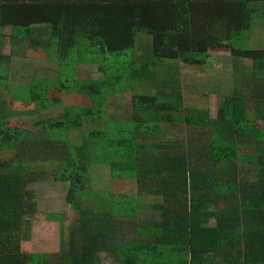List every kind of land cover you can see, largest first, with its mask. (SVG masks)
Listing matches in <instances>:
<instances>
[{"label":"trees","instance_id":"16d2710c","mask_svg":"<svg viewBox=\"0 0 264 264\" xmlns=\"http://www.w3.org/2000/svg\"><path fill=\"white\" fill-rule=\"evenodd\" d=\"M193 15L187 0H0V33L12 30L11 54L0 49V264H103L106 253L120 264H148L177 249L188 250L192 264H264V86L231 89L213 117L184 105L192 90L208 98L227 89L218 75L195 79L187 91L179 69L165 67L179 62L205 73L214 55L258 66L264 50L239 44L248 21L220 34ZM29 50H43L54 75L19 91L4 65ZM84 63L102 76L85 78ZM120 92L134 93L132 114L111 120L107 101ZM74 94L93 104L36 120ZM18 101L33 108L22 112ZM24 114L35 119L14 124ZM177 130L184 138L167 140ZM49 162L56 166L32 168ZM94 165L108 166L110 178L94 177ZM49 173L69 183L67 210L77 217L71 225L67 210L46 214L59 238L33 241L28 187ZM131 179L137 194L109 188ZM27 242L39 250L23 249Z\"/></svg>","mask_w":264,"mask_h":264},{"label":"rangeland","instance_id":"374dc122","mask_svg":"<svg viewBox=\"0 0 264 264\" xmlns=\"http://www.w3.org/2000/svg\"><path fill=\"white\" fill-rule=\"evenodd\" d=\"M3 34V35H1ZM11 29L6 28L3 29V32L0 33V49H4L5 54L10 55L11 54V48L6 43V37L11 36ZM43 50H29L26 52L25 55H22L21 57L15 56L10 62L5 63L4 68L10 70L9 76L11 77V85L17 86L14 89H20L18 86H27L26 84L29 83L31 80H34L36 78H43L48 75H54V72L47 69V62L44 60H41V57L44 56ZM51 65H54L51 63ZM182 66V64H181ZM184 68V66H182ZM186 68V67H185ZM188 69V68H186ZM95 69H91V72H94ZM98 71V68H97ZM96 71V72H97ZM91 72L85 71V78H93V79H99L102 74H92ZM99 72V71H98ZM184 78L188 80V88L193 89V83L195 79H204L207 81V79H212L213 81L216 80L217 72L215 70L209 69L205 73H200L195 71L194 69H188L187 71L184 70ZM91 74V75H89ZM220 80H222L223 83H225L228 86V89L223 88L219 92H216L217 95H210L209 92L207 94L209 95L208 98H204L201 91L192 90L188 93L189 95L185 101V107L188 108H200V109H209L213 117H215L216 110L221 105V102L223 98L221 96L227 95L231 92V85H229V81H231L230 76H218ZM214 86L219 87V84H210V88H214ZM226 89V90H224ZM119 95H112L109 97L107 103H108V109H109V117L111 120L121 121L126 118H128L132 114V102H133V92H123L118 93ZM5 97L11 99L10 94L8 91L4 93ZM18 107L21 109L22 112H28L27 110L30 108H33V106H26L22 101H18ZM22 103V104H21ZM87 104H93L92 101L89 100H81V97L78 95H69L66 97V103L58 108H54L51 110H48L38 116H36V120H47L59 117L65 112V107L68 106H80V105H87ZM27 109V110H26ZM26 114V113H25ZM22 115L19 118H16L14 120V124H20L21 121H27L29 119H35L31 118L29 115ZM31 127L30 125H27V127ZM175 135V137L173 136ZM173 135L170 136L167 140H178V138H184L183 133L181 130H177V132L173 131ZM80 137V136H79ZM187 137V135H185ZM56 163L49 162L41 164L40 167L37 165H33L32 167L34 170L39 172L52 169L55 167ZM245 164H242V167H244ZM109 167L106 165H94L93 166V176L99 179H108L110 178L109 173ZM52 173V172H51ZM51 173L46 175V178H43L40 182H36L29 185V191H30V197L29 200L31 203H33L34 210L32 213L28 214L26 218H32V221L34 223V227L31 225L30 231L34 235L33 241H36V237L39 235L46 236V234H51L52 241L56 242L58 240V236L55 234V231L57 229L58 234V226L56 224V228L53 227L55 222L47 224V220H44V216L50 212H56V213H62L65 210L68 209V206L66 204V197L67 192L69 188V183L57 181L54 179V177L51 175ZM95 180V179H94ZM107 186V184H106ZM108 187V186H107ZM111 191H115L118 194H130L134 195L139 192V183L135 181L134 179H131L129 181L120 182L116 181L115 184L111 185L109 187ZM68 215L70 217V221H68L67 224H74L75 217H77V213L74 210H67ZM141 214L143 218L147 219L146 217H151L152 212H142ZM41 221H44L43 226L40 224ZM212 225V224H210ZM41 230V231H40ZM40 231V234H39ZM52 231V233H51ZM32 241V242H33ZM32 242H27L22 245L23 249H26L30 252V249H32ZM37 249L34 251H38V247L35 246ZM59 246L56 245L55 248L52 247L51 252H54L55 249H57ZM114 259V260H111ZM107 261H110V264H119V260H116L114 257H110L107 259ZM112 262V263H111ZM108 264V263H106Z\"/></svg>","mask_w":264,"mask_h":264},{"label":"crops","instance_id":"0c3cea01","mask_svg":"<svg viewBox=\"0 0 264 264\" xmlns=\"http://www.w3.org/2000/svg\"><path fill=\"white\" fill-rule=\"evenodd\" d=\"M29 1V0H28ZM75 1H88V2H104L106 0H75ZM153 1H179V0H153ZM192 5V11L194 16L195 23L197 22L200 27L210 28L215 32L219 31L222 34V28H236L242 21H248L250 25L248 36L242 38L243 40L239 41V44L242 46H247L249 49L255 50H264V0H187ZM214 28V29H213ZM12 32V30H11ZM141 39V40H140ZM140 41L144 42V47L150 49L149 40L145 36H140ZM144 51V50H143ZM143 51H139V54H142ZM8 55V54H7ZM145 55L148 56L149 54ZM214 62L211 64V70L217 72L216 75L221 76H230L231 81L228 84H231L232 87L229 89H235L239 91H255L264 86V64H256L253 61H245L243 63L235 62L231 59L229 55H214ZM226 59L229 62H226ZM152 64V63H151ZM155 65V63H154ZM166 68L179 69L181 74V82L185 85L187 91L188 80L184 77V70H188L185 67L183 68L181 64L168 62L165 64ZM84 71L91 72V69H95L92 74L99 73L97 71V66L95 64H83L80 67ZM91 75V74H89ZM228 82V81H227ZM225 82V83H227ZM212 90H218L219 88H211ZM228 89V86H227ZM106 258L103 264H110V261H107L108 258L114 257L117 260V256L114 254L106 253L104 254ZM192 254L182 249H177L169 255L168 260H157L155 257L148 264H192ZM114 260V259H111ZM119 260V259H118ZM121 262V261H119ZM112 263V262H111ZM116 264V263H115ZM120 264V263H119ZM146 264V263H145Z\"/></svg>","mask_w":264,"mask_h":264}]
</instances>
